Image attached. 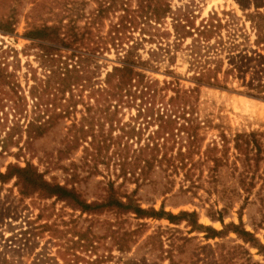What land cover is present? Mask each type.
<instances>
[{"label":"rangeland","instance_id":"1","mask_svg":"<svg viewBox=\"0 0 264 264\" xmlns=\"http://www.w3.org/2000/svg\"><path fill=\"white\" fill-rule=\"evenodd\" d=\"M169 1L176 13L192 12L196 23L214 13L238 19L239 34L247 33L256 49L246 18L253 4L243 11L234 0ZM133 6L0 0V264H264V196L260 201L256 178L264 163L256 172L254 146L246 154V145L236 149L233 142L236 135L264 134V98L229 79L227 89L201 87L192 109L168 111L175 78L180 88H193L191 73L179 58L152 63L155 45L144 43L132 83L153 82L150 104L137 91L136 100L110 102L101 90L139 34L120 21ZM117 24L126 28L113 42ZM164 24L171 30V18ZM152 138L159 147L144 149ZM27 166L48 186L20 185L16 169ZM57 185L88 203L132 196L144 210L196 212L198 224L218 234L110 207L82 212L52 192ZM231 225L251 237L241 238Z\"/></svg>","mask_w":264,"mask_h":264},{"label":"trees","instance_id":"2","mask_svg":"<svg viewBox=\"0 0 264 264\" xmlns=\"http://www.w3.org/2000/svg\"><path fill=\"white\" fill-rule=\"evenodd\" d=\"M110 1L115 4L120 2L121 5L125 6L129 0ZM132 1H134L133 8H129L127 10L128 15L121 17L120 21L126 22V25H129L133 31L139 30V34L136 38H131L134 42L128 47L123 59V65L114 69V72L108 77L109 82L106 87L101 90L105 97L110 99V102L120 101L124 97H133L136 100L137 91L139 92L138 99H146V102L143 103L150 104V94H154L151 91L153 82L142 83L141 79L136 82V85L132 83L133 75L140 76L134 72L141 65L136 51L144 43L155 45V48L150 49V57L153 59L151 60L152 63L166 60L173 64L179 58L187 63V70L191 73L187 80L194 84L193 88H180L179 79L175 78L174 82L177 84V89H174V96H171L165 104L167 108H170L168 111L192 109L194 103H196V94H198V90L201 87L227 89L224 83H227L229 79L236 80L241 87L245 88V93L264 98V12L259 11L264 8V0H234L243 11H247L251 4L254 5L255 11L247 15L246 18L252 23L251 28L255 35L254 45L256 49H250V36L247 33L239 34V30L236 28L238 19L229 17L223 20L214 13L196 23V17L192 15V12L185 10L183 13H176L172 10L169 0ZM99 13L103 14L104 12L100 10ZM167 18H171V30L165 27L164 21ZM126 25L120 26L117 24V28L114 26L116 39H113V42L117 41L118 35L122 33L120 28H126ZM45 30L49 34L54 32L55 28L48 29L45 27ZM188 40L189 42H187ZM225 60L227 61L226 70H223ZM220 76L221 80L219 79ZM133 89H135V92H132ZM187 122L189 126V121ZM219 138L223 148L227 142L226 137L221 135ZM155 140L156 138H152V142H148L144 149H149L150 144H154V149L159 147ZM187 140L190 141V144H193L196 143L195 141L198 138L196 135H188ZM165 141L167 140L165 139ZM233 142L236 149H239L241 144L246 145V154H250L253 151L248 149V145L254 146L256 166L258 167L256 172L259 171V164L264 163V134L256 132L236 135ZM213 149L216 152L219 151L216 143H214ZM139 151H143V148ZM154 160L153 158L143 162L149 166L153 164ZM220 161L221 159L216 157L213 159L215 165ZM16 170L18 172V182L25 189L30 190L36 187L44 188L48 186L45 181H42L41 175L31 166L17 168ZM1 177L2 175H0ZM256 178L261 182L259 196L260 201H262V196H264V172L260 173ZM52 190L56 196L64 198L65 202L71 206H77L82 212L110 207L125 213H131L137 219H164L171 224L186 222L196 229L210 231L212 233L211 237L218 234L211 228L199 225L196 212H180L174 215L170 212H165L163 208L159 211L153 209L144 210L132 196L115 199L108 196L105 201L88 203L79 201L71 190L63 186L57 185ZM222 218V212H220L216 220L223 224ZM231 226L241 238L251 237L250 233L244 229L238 231V227L235 225ZM256 242L258 244V240ZM258 246L260 247V245Z\"/></svg>","mask_w":264,"mask_h":264}]
</instances>
